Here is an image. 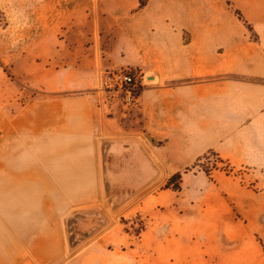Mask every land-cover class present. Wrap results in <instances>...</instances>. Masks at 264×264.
<instances>
[{
    "label": "crops",
    "instance_id": "obj_1",
    "mask_svg": "<svg viewBox=\"0 0 264 264\" xmlns=\"http://www.w3.org/2000/svg\"><path fill=\"white\" fill-rule=\"evenodd\" d=\"M210 1L87 0L38 39L86 53L67 65L55 57L54 96L0 108V264L93 261L113 233L110 215L148 197L159 164L184 174L214 153L264 171V0H212L216 19ZM97 14L119 32L122 62L100 52ZM85 21L88 38L77 30ZM118 66L148 81L132 107L105 82ZM215 187V221L246 228L245 248L261 243L252 264H264V194L221 177ZM204 253L211 264L253 259L248 248Z\"/></svg>",
    "mask_w": 264,
    "mask_h": 264
},
{
    "label": "rangeland",
    "instance_id": "obj_2",
    "mask_svg": "<svg viewBox=\"0 0 264 264\" xmlns=\"http://www.w3.org/2000/svg\"><path fill=\"white\" fill-rule=\"evenodd\" d=\"M86 1L0 0V108L10 102L12 105H9L8 112L12 114L28 102L54 96L51 91L58 85L56 69L62 68L59 66L61 61L56 64L55 57L62 58L63 65L71 64L69 60L84 57L86 49L78 45V51L73 54L65 49L61 53L51 42L38 45L36 42L52 24ZM210 2L213 7L208 18L216 19L221 15L218 11L215 13V4L212 0ZM96 17L100 52L106 61L113 55V60L122 62L125 46L121 44L119 32L112 28L113 24L108 19L99 14ZM77 30L88 38L92 24L85 21ZM25 51H29L26 57L14 65L2 64V61L13 59ZM117 71L130 74L141 84L137 96L148 83L144 75L140 77L129 66L106 69L104 76ZM159 166L158 185L148 193V197L134 201L121 212H113L111 208L113 213L110 217L115 220L111 237L100 239L97 245L102 249L93 261L84 256L76 264H211L204 262V251L214 247L244 251L248 248L253 259L247 261L246 255L241 253L239 264L262 262L261 243L256 237L252 245L245 248L250 243L246 228L235 221H226L225 217L221 222L215 221L219 217L216 213L220 214L215 204V184L217 177H221L264 194V171L238 167L214 153L201 157L184 174H180L178 180H171L174 175L168 174L164 166ZM151 231L157 236H149Z\"/></svg>",
    "mask_w": 264,
    "mask_h": 264
},
{
    "label": "built area",
    "instance_id": "obj_3",
    "mask_svg": "<svg viewBox=\"0 0 264 264\" xmlns=\"http://www.w3.org/2000/svg\"><path fill=\"white\" fill-rule=\"evenodd\" d=\"M105 82L121 94V101L126 107H132L137 103V93L141 84L130 74L122 71L110 72L106 74Z\"/></svg>",
    "mask_w": 264,
    "mask_h": 264
},
{
    "label": "trees",
    "instance_id": "obj_4",
    "mask_svg": "<svg viewBox=\"0 0 264 264\" xmlns=\"http://www.w3.org/2000/svg\"><path fill=\"white\" fill-rule=\"evenodd\" d=\"M181 178L180 174H175L174 176H172L171 180H178Z\"/></svg>",
    "mask_w": 264,
    "mask_h": 264
}]
</instances>
